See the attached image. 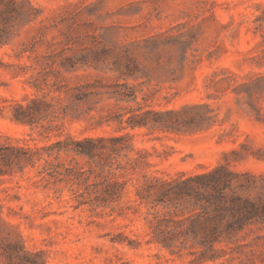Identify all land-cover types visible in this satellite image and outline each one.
Segmentation results:
<instances>
[{
    "label": "rangeland",
    "instance_id": "rangeland-1",
    "mask_svg": "<svg viewBox=\"0 0 264 264\" xmlns=\"http://www.w3.org/2000/svg\"><path fill=\"white\" fill-rule=\"evenodd\" d=\"M14 5L5 24L12 36L0 44V142L128 132L151 153L141 172L169 178L225 164L253 173L250 194L264 197V0ZM47 64L59 84L81 87L76 94L98 93H61L63 125L44 137L12 119L8 106L34 92L27 81ZM146 110L159 111L165 129L128 125V116ZM37 169L0 174V264H237L228 248L216 261L195 262L186 250L148 241L144 205L122 214L74 208L68 185L34 182Z\"/></svg>",
    "mask_w": 264,
    "mask_h": 264
},
{
    "label": "trees",
    "instance_id": "trees-1",
    "mask_svg": "<svg viewBox=\"0 0 264 264\" xmlns=\"http://www.w3.org/2000/svg\"><path fill=\"white\" fill-rule=\"evenodd\" d=\"M15 3L16 0H0V44L12 36L5 24L13 18ZM27 50L32 52L33 48L23 49ZM17 66L26 68V65ZM49 66L41 65L30 75L27 82L33 93L25 94L22 99H10L8 106L12 119L31 130L40 128L39 133L44 137L63 125L66 108L61 93L77 99L98 93L91 90L82 96L76 94L72 89L81 87L59 84L53 79L59 72L46 69ZM126 94L136 98L134 90ZM148 114L153 117L149 118ZM159 114L146 110L133 113L126 121L132 128L150 124L165 129ZM122 121L118 118L119 123ZM122 128L125 127L118 130ZM30 140H34L31 135L16 142L11 139L0 142L3 166L0 174L36 166L39 177L34 182L67 184L75 201L74 208L87 205L91 211L110 208L111 212L122 214L125 209L139 211L144 205L151 233L148 241L157 242L171 253L186 250L195 255V262L216 261L228 248L231 253L228 261L237 258V264H264V232H260L264 230V197L260 193L250 194L256 188L250 179L255 178L253 173L236 171L225 164L206 167L200 172L181 171L169 178L141 172L143 167L152 165L151 153L136 147L133 135L128 132L81 137L68 134L64 139L42 145L31 144Z\"/></svg>",
    "mask_w": 264,
    "mask_h": 264
}]
</instances>
